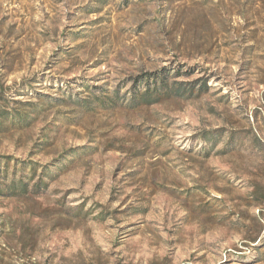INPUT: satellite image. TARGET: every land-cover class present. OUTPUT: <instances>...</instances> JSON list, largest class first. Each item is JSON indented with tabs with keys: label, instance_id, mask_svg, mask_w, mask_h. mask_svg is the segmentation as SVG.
I'll return each instance as SVG.
<instances>
[{
	"label": "rangeland",
	"instance_id": "obj_1",
	"mask_svg": "<svg viewBox=\"0 0 264 264\" xmlns=\"http://www.w3.org/2000/svg\"><path fill=\"white\" fill-rule=\"evenodd\" d=\"M0 119V264H264V0H0Z\"/></svg>",
	"mask_w": 264,
	"mask_h": 264
},
{
	"label": "trees",
	"instance_id": "obj_2",
	"mask_svg": "<svg viewBox=\"0 0 264 264\" xmlns=\"http://www.w3.org/2000/svg\"><path fill=\"white\" fill-rule=\"evenodd\" d=\"M158 77H161L162 79L164 78L163 76H156V79ZM162 89L165 90V92L168 94V95H182V93L184 92V90L182 88H180L179 86H175V87H170L168 84H164L162 85ZM157 98H149L148 96V90H146L145 92H143L140 96V98H137V100L141 101L142 103H146V104H153L155 103L157 100ZM15 118L13 117L12 120H14ZM2 122V120L0 119V123ZM1 185V184H0ZM1 188L2 189H13V190H21V191H28L29 188H28V182H23V181H13L11 183V185H8L6 187H4L3 185H1ZM2 191V190H0ZM20 193V192H19Z\"/></svg>",
	"mask_w": 264,
	"mask_h": 264
}]
</instances>
